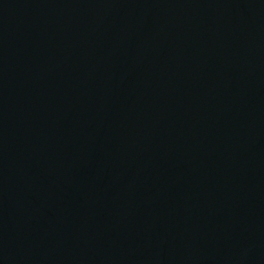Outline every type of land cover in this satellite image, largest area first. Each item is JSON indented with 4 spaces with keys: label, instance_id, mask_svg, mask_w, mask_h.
<instances>
[{
    "label": "water",
    "instance_id": "obj_1",
    "mask_svg": "<svg viewBox=\"0 0 264 264\" xmlns=\"http://www.w3.org/2000/svg\"><path fill=\"white\" fill-rule=\"evenodd\" d=\"M0 264H264V0H0Z\"/></svg>",
    "mask_w": 264,
    "mask_h": 264
}]
</instances>
